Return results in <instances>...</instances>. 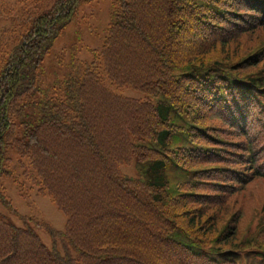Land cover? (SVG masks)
Listing matches in <instances>:
<instances>
[{
    "label": "trees",
    "instance_id": "1",
    "mask_svg": "<svg viewBox=\"0 0 264 264\" xmlns=\"http://www.w3.org/2000/svg\"><path fill=\"white\" fill-rule=\"evenodd\" d=\"M97 1L0 0V179L66 218L48 247L0 217V264H231L235 235L260 244L240 226L264 230L234 199L264 181V68L245 71L264 46L241 54L264 0H112L101 45L61 64L56 40ZM213 202L235 208L218 228L192 212Z\"/></svg>",
    "mask_w": 264,
    "mask_h": 264
},
{
    "label": "rangeland",
    "instance_id": "2",
    "mask_svg": "<svg viewBox=\"0 0 264 264\" xmlns=\"http://www.w3.org/2000/svg\"><path fill=\"white\" fill-rule=\"evenodd\" d=\"M111 4L112 0H99L80 8L78 14L75 16L74 22L69 24L63 36L57 39L53 46L52 53L57 56V58L61 59V64H65L67 61L74 60L77 57L83 58V55L88 53L86 49L90 47L98 48L101 45L110 19L109 10L111 11ZM247 43L251 46L248 52H241L243 56L254 52L258 47L264 46V31H259L254 36H250ZM231 49L233 48L231 47ZM80 53L83 54L81 55ZM260 59L263 60L256 62L254 64L255 66L245 70L248 75L257 73L261 68H264V56ZM45 63H51L50 59H47ZM117 92L134 98H142L144 96L141 92L131 87H124L117 90ZM23 161L26 163L27 159L24 158ZM122 169L133 177L137 176L132 168L129 169V167L123 166ZM251 182L252 183L248 184L245 189L241 190V194L234 196V199L238 202L239 206L247 205L248 207H246L245 210H252L251 213L254 216L261 215L264 219V181L256 177L252 179ZM25 183H27V181H25ZM0 185H4L6 189L5 195L9 202L8 204H4L0 200V217L7 222H11L15 226L33 228L40 236L42 242L48 247H51L52 238L48 230L54 229L58 232L63 231L66 220L65 216L56 208L52 200L48 196L37 194L35 190L30 189L29 191L23 190V195H20L18 183L13 184L10 179H0ZM27 185L29 186L28 183ZM246 194H248V196ZM220 198L222 197H219V199ZM253 206L255 209H253ZM234 209L235 208H232L230 211H226L213 202L212 206L203 209L200 208V210H198V208H193L192 212L204 214V217L206 215L207 221H214L218 228L228 222L231 214L235 212L233 211ZM249 224L250 223H247L246 226V222H244L240 226L242 227L241 231L243 233L248 227L245 233V244L248 243V238H250V236L253 237V240L260 239V244L256 249L250 250L251 248H249V250H247L248 252H245L244 249L246 245L244 248L241 244L239 245L238 235H235L234 241L236 245H238V248L242 250L237 253V256L231 264H246L243 257L244 254L246 256H251L255 264H264L263 223L261 227L258 226L259 223L257 222Z\"/></svg>",
    "mask_w": 264,
    "mask_h": 264
}]
</instances>
